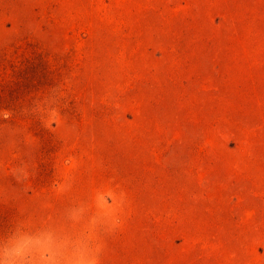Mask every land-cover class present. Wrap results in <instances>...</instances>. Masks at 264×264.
Returning <instances> with one entry per match:
<instances>
[{
	"label": "rangeland",
	"instance_id": "1",
	"mask_svg": "<svg viewBox=\"0 0 264 264\" xmlns=\"http://www.w3.org/2000/svg\"><path fill=\"white\" fill-rule=\"evenodd\" d=\"M0 109V253L123 192L103 264H264V0H0Z\"/></svg>",
	"mask_w": 264,
	"mask_h": 264
},
{
	"label": "clouds",
	"instance_id": "2",
	"mask_svg": "<svg viewBox=\"0 0 264 264\" xmlns=\"http://www.w3.org/2000/svg\"><path fill=\"white\" fill-rule=\"evenodd\" d=\"M53 90L59 92V87L52 89L51 92ZM43 99L44 97L35 99L33 107L25 108L24 111L40 115L44 125L50 128L40 114L44 110L41 104ZM12 115L11 111L0 109V119L9 120ZM29 167L27 162H22L14 167L10 174L18 184L25 186L34 175V170L29 171ZM53 183L56 185L58 195H65L71 191L72 185L66 188L64 181L54 180ZM119 193L121 197L119 205L112 210L90 203L87 209L84 207L75 209L67 221L52 220L49 217L52 226L65 237L61 243L53 245L46 241L32 242L29 239L17 241L13 247L0 253V264H103L107 239L121 231L124 226L128 200L126 193ZM8 199L9 197H0V202H7ZM107 200L111 204L112 198L108 197ZM19 215L24 216V211L19 210ZM15 223L26 232L37 230L30 218L17 219ZM4 238L5 234H0V240Z\"/></svg>",
	"mask_w": 264,
	"mask_h": 264
}]
</instances>
